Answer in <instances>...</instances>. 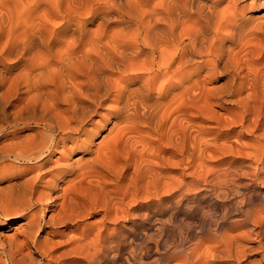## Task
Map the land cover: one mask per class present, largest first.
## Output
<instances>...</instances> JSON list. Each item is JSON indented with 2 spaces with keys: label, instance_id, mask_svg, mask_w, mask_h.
I'll list each match as a JSON object with an SVG mask.
<instances>
[{
  "label": "bare ground",
  "instance_id": "obj_1",
  "mask_svg": "<svg viewBox=\"0 0 264 264\" xmlns=\"http://www.w3.org/2000/svg\"><path fill=\"white\" fill-rule=\"evenodd\" d=\"M258 183L264 0H0V264H261Z\"/></svg>",
  "mask_w": 264,
  "mask_h": 264
},
{
  "label": "rangeland",
  "instance_id": "obj_2",
  "mask_svg": "<svg viewBox=\"0 0 264 264\" xmlns=\"http://www.w3.org/2000/svg\"><path fill=\"white\" fill-rule=\"evenodd\" d=\"M226 3V2H225ZM223 3V4H225ZM221 5L222 8H225L226 5ZM217 110V109H216ZM209 125V128H213L216 129V124L215 123H208L207 126ZM206 126V125H205ZM215 127V128H214ZM239 133V137L241 136H245V134L239 132V129L235 130L233 133H231V136L229 138L230 141H234L235 139H232L233 134ZM236 135V134H235ZM247 137V136H246ZM247 139H244V141H246ZM221 142V141H220ZM223 142V141H222ZM247 142H249V140H247ZM212 160L208 159L206 160L207 163H205L204 167H206V165L208 163H210ZM22 165V164H21ZM258 185V186H257ZM255 187V189H259L258 192L264 195V185L258 183ZM262 191V192H261ZM227 204V203H226ZM191 207L190 212L186 211V214H183L180 216V219H177L176 221L169 222L168 224H166V233H165V239L168 241H178L182 236L183 238H185L186 240H188L190 237L187 233L189 226L192 227L195 230L201 231L204 230V232H208L212 229V227L210 228V226L208 225V222H210V214L215 219V222H219L220 221V215L224 212L223 210H225V204H218L216 206L212 205V202H208V201H204V203L201 204H197V202H193L191 205H189ZM231 206V205H229ZM228 206H226V210H227ZM232 208V209H231ZM229 207V209L227 210V215L228 217H233L235 216V213L231 212L233 211L234 207ZM57 210V208L55 209ZM230 211V212H229ZM195 214H194V213ZM207 212V214H206ZM214 213V214H213ZM229 213V214H228ZM216 214V215H215ZM218 216V217H217ZM201 217H205L206 221L203 223L204 225H201L200 221H201ZM99 216L96 217H90L87 219L88 222L93 221L95 219H98ZM15 219H2V222H5L6 224H2L0 223V233L6 237H12L15 234L18 235L19 233V229L16 227L18 226L16 224V221H14ZM11 224L10 226H8L7 224ZM259 256L252 254L250 255L247 259H243L241 258L238 262V264H248L249 261H253V260H258ZM244 260V261H243ZM215 264H226L225 262H217ZM261 264H264V261L261 262Z\"/></svg>",
  "mask_w": 264,
  "mask_h": 264
}]
</instances>
